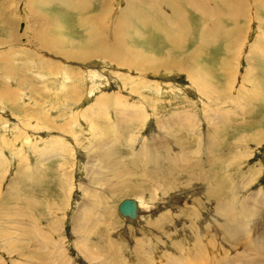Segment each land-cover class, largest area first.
Here are the masks:
<instances>
[{"label":"rangeland","instance_id":"374dc122","mask_svg":"<svg viewBox=\"0 0 264 264\" xmlns=\"http://www.w3.org/2000/svg\"><path fill=\"white\" fill-rule=\"evenodd\" d=\"M135 1L75 0L90 8L79 12L0 0V264H264V0H176L198 2L220 43L195 49L193 23L191 42L171 52L158 36L138 49ZM87 16L127 60L98 47L73 58ZM236 38L237 59L223 51ZM124 199L142 205L138 221L118 214Z\"/></svg>","mask_w":264,"mask_h":264},{"label":"crops","instance_id":"0c3cea01","mask_svg":"<svg viewBox=\"0 0 264 264\" xmlns=\"http://www.w3.org/2000/svg\"><path fill=\"white\" fill-rule=\"evenodd\" d=\"M124 1H125L124 2V4H125L126 0H124ZM67 2H69L68 3L69 5H74L75 7L78 6V4L75 3V0H66V3ZM132 3L133 2H131V4ZM134 3L135 4H132V6H131V10H132L133 14L127 15V18L129 20V22H128V24H129L128 26L130 29L129 35H133L136 40H138L140 42H144V44H145V47H141L140 45H138L139 46L138 49L152 50V49L156 48L155 45H153L152 41L157 36L161 37V39L163 40L162 43L164 45H169V51L173 50L174 45H177L176 47L174 46L175 49L177 47H179L176 50H180L184 47L186 48L187 43L191 42L190 38H192V36L190 35V33H191L193 23L195 24V26H198L197 27V36H196L197 40L195 41V44L197 47L195 49L211 50V48L217 47L218 44L220 43V40H218V38L220 36L219 30L212 31L213 30V28H212L210 31V29H209L207 31L212 33L213 35H216V36L211 37V38L205 37L204 33L205 32L207 33V31L206 30L203 31L202 28L210 26L211 21H209L208 18H206V15H201L199 12L198 13L196 12V9L200 8V4L198 2L195 3L196 4L195 6H197V7H195V10L192 8V6L184 7V4L179 3L176 0H137ZM187 7L189 8L190 11L191 10L194 11L195 15L197 16L196 21H194L193 18L191 21L188 20L189 18H191V15H190V13L187 14V11L185 10V8H187ZM68 8L70 9V7H68ZM111 9H112V6H111ZM70 10H72V9H70ZM115 10L116 9H114V8L112 9V11H115ZM215 15H217V13H215ZM221 17H223V16H221ZM227 18L232 19V15H229V17H227ZM210 19H217L220 21V16L219 17L218 16H211ZM229 19H228L229 22L230 21L233 22V20H229ZM240 19L241 18H239L238 15L236 14V20L240 21ZM223 20H221L220 22H223ZM229 22H227V23H229ZM227 23H225V24L227 25ZM213 25H216V23H214ZM241 27H244V26L243 25L240 26L238 31L240 30ZM180 29H181V32H179V33L182 35V38L180 39L179 43H181V45H179V43L175 44L176 41H174V44L167 42L169 40L165 39L166 35H171V37H173V36L175 37L178 34V31ZM172 30H174V31H172ZM234 30L235 29L233 28L230 31H228L225 34V38L229 35V32L234 31ZM159 31H160V33H159ZM236 31H237V29H236ZM240 32L241 33L237 32L238 36H240L241 34H243V35L245 34V33H243V30L242 31L240 30ZM144 35H149L148 38H151V36H152V38L145 40L146 37ZM243 35H241V36L243 37ZM222 39L225 40L223 37H222ZM197 41H199V43ZM259 46L261 47V45H259ZM240 49H241V44L238 42V40L236 38V46L234 45V48L228 46V49H224L223 51L227 52L228 50H231V51L236 50V59H237L239 57V54H240V52H239ZM155 50H157V49H155ZM193 50H194V48H193ZM259 50H261V49H259ZM184 51H185V49H184ZM171 56H173V54H171ZM249 56H250V57H248L249 59L251 57H253L252 61L255 64L256 59H257L256 49L250 50ZM248 58H246V60ZM186 59H187V57H186ZM225 64H227V63L221 62L219 64V67H220V65H221V67H226ZM237 65H238V63L236 64V66ZM247 67H248L247 72L250 75L254 65L250 62V63H248ZM236 71L238 72L237 68H236ZM238 78H239V76L236 75V82H237ZM245 101L246 100H243V102H245ZM247 101H250V99L247 98Z\"/></svg>","mask_w":264,"mask_h":264},{"label":"bare ground","instance_id":"6f19581e","mask_svg":"<svg viewBox=\"0 0 264 264\" xmlns=\"http://www.w3.org/2000/svg\"><path fill=\"white\" fill-rule=\"evenodd\" d=\"M37 1H39L42 5H48V4H51V3H59V4H64V5H67V6H69L70 7V9H72V11H74L75 9L74 8H76L77 10H75V11H79V12H86V11H88L90 8L88 7V8H86L85 6H84V4H82V6L80 5V3L78 2V6L77 7H75L74 5H69L68 3L69 2H67L66 3V0H37ZM79 1H81V0H79ZM84 3H86V2H84ZM102 3H106L105 1L104 2H102ZM86 5V4H85ZM106 5V4H105ZM88 6V5H87ZM175 6V5H174ZM194 10H195V6H193L192 7ZM104 9H106V7L104 8ZM177 9V8H176ZM175 9V10H176ZM197 11H199L200 13H201V11H200V9H196ZM109 11V10H108ZM107 12V11H106ZM103 13H105V12H103ZM109 13V12H108ZM128 13V12H127ZM205 14V13H204ZM81 16V15H80ZM80 16H78V17H80ZM77 17V18H78ZM234 17V16H233ZM79 19V24H80V27H85L86 26V28H91V30H89V32H88V40L87 41H85V43H82V44H79V43H77L76 42V40H73V42H71V44L73 45V47L74 48H76V47H78L77 48V50H79V52H80V54L78 55V56H76V57H73V58H77L78 60H83V59H89V57H90V53H93V54H91L92 56H98V53H96L97 51L96 50H99L98 48H100V56L101 55H103L104 57H105V59H113L114 57L115 58H117V59H119V58H122L123 60H124V58H125V54L127 53L128 54V52L127 51H122V49H120V50H111L109 47H107L108 45L107 44H105L106 42H104V40H103V36L101 37V34H96V32H94L95 31V29L94 28H96V24L95 25H93L94 23H95V21L97 20V17H95V16H87V17H82V18H78ZM93 21V22H92ZM219 21V20H218ZM217 21V22H218ZM236 21V20H235ZM60 23V22H59ZM78 24V23H77ZM77 24H75V25H77ZM76 27V26H75ZM79 27V26H78ZM120 27L121 28H124V25H120ZM136 27V26H135ZM139 27V26H138ZM220 27H221V25H220ZM57 29H59V30H61V27H59V26H57ZM63 29V28H62ZM5 30V29H4ZM58 30V31H59ZM77 30V29H76ZM99 30V29H98ZM181 30V29H180ZM204 30H206V29H204ZM207 30H209V29H207ZM219 30H220V28H219ZM62 31V30H61ZM81 31V30H80ZM97 31V30H96ZM172 31H174V30H172ZM211 31V30H210ZM212 31H214V30H212ZM66 32V31H65ZM87 32V31H86ZM232 32H234V31H232ZM231 32V33H232ZM123 33V32H122ZM159 33H160V31H159ZM162 33V32H161ZM209 33V36H207V38H211V37H214V36H216V35H213L212 33H210V32H208ZM230 33V34H231ZM220 34V33H219ZM234 34V33H233ZM233 34H231V35H233ZM48 35V34H47ZM163 35V34H162ZM205 35V34H204ZM212 35V36H211ZM128 36V35H127ZM180 36V35H179ZM41 37V36H40ZM54 37V36H53ZM164 37V36H163ZM174 37V36H173ZM173 37H171V36H169V35H166V38L165 39H167V40H169V41H167V42H170V43H172V44H174V41H176L175 42V44H177V43H179L180 42V37H179V41H178V38L176 37V38H173ZM206 37V36H205ZM231 37V36H230ZM229 37V38H230ZM49 38V37H48ZM228 38V39H229ZM50 39V38H49ZM57 39H58V36H56V40L55 41H57ZM117 39V38H116ZM213 39V38H212ZM41 40H43L42 38H41ZM45 40V39H44ZM43 40V44H45L46 42ZM119 40V39H118ZM209 40V39H208ZM68 42V41H67ZM76 42V43H75ZM217 42V41H216ZM66 43V42H65ZM46 44H48V43H46ZM76 44V45H75ZM85 44V45H84ZM53 45H55V44H53ZM67 45H69V44H67ZM107 45V46H106ZM179 45H181V43H179ZM58 46V45H57ZM70 46V45H69ZM76 46V47H75ZM175 47L177 46V45H174ZM173 46V47H174ZM44 48H46V49H48V47H45V46H43ZM95 47H98L97 49H94ZM73 48V49H74ZM114 48V47H113ZM177 48H179V47H177ZM176 48V49H177ZM52 49H54L53 47H52ZM51 49V50H52ZM70 49H72V48H70ZM72 49V50H73ZM128 49V48H127ZM175 49V48H174ZM231 49V48H230ZM94 52H93V51ZM134 50V49H133ZM137 50V49H136ZM96 51V52H95ZM172 51V50H171ZM170 51V52H171ZM180 51V50H179ZM11 52V51H10ZM175 52V51H174ZM182 52V51H181ZM228 52V51H227ZM132 53V52H131ZM131 53H129V54H131ZM138 53V52H137ZM137 53H133V56H138V58H140L141 56H139L140 54H137ZM152 53V52H151ZM151 53H149V54H151ZM156 53V52H155ZM170 54V53H169ZM154 55V54H153ZM168 55V54H167ZM171 55V54H170ZM230 55V54H229ZM170 57V56H169ZM169 57H167L168 59H172L171 57L169 58ZM183 57V56H182ZM181 57V58H182ZM101 58V57H100ZM145 58V57H144ZM157 58H159V57H156L155 59H157ZM6 59V58H5ZM120 60V59H119ZM125 60H127V59H125ZM124 60V61H125ZM178 60V59H177ZM130 61V60H129ZM6 62H7V60H6ZM131 62V61H130ZM135 62V61H134ZM183 62V61H182ZM222 62V61H221ZM8 63V62H7ZM226 63V62H225ZM120 64V63H119ZM124 64V63H123ZM127 64V63H126ZM142 65H144V64H142ZM154 65V64H153ZM155 66V65H154ZM8 67V66H7ZM130 67V66H129ZM144 66H140V63L138 64V65H133V66H131V68H135V69H138V70H142V69H144L143 68ZM151 68H154V67H151ZM169 68H171V65L169 66ZM220 68H221V65H220ZM222 69V68H221ZM204 75H206L204 72H202V71H200V76L202 77V76H204ZM225 76V75H224ZM205 78V77H204ZM203 79V78H202ZM206 79H208V78H206ZM205 79V80H206ZM206 83V82H205ZM205 86V85H204ZM211 88V87H210ZM217 96H219V95H217ZM11 97V96H10ZM264 97V96H263ZM217 99V98H216ZM7 100V99H6ZM263 100V99H262ZM10 101V100H9ZM168 120V122H171V123H177V124H179V125H181L182 126V128H188V127H190V128H192L193 129V127H194V124L193 125H191V123L189 122L188 123V121H187V119H185V118H182V117H178V118H176V117H170V118H167ZM215 123V122H214ZM176 125V124H175ZM172 126H174L173 124H172ZM181 126H180V128H181ZM214 126V130H215V127H216V129H217V126L216 125H213ZM219 128V127H218ZM177 131H178V129H176ZM222 130V129H221ZM213 132V131H212ZM217 132V131H216ZM209 133V132H208ZM207 133V134H208ZM213 134H214V132H213ZM217 137V136H216ZM213 140V139H212ZM207 141V140H206ZM205 141V142H206ZM207 142H209V141H207ZM212 142V141H211ZM220 143V142H219ZM184 144V143H183ZM205 144V143H204ZM208 144V143H207ZM210 144V143H209ZM212 144V143H211ZM180 146H182V145H180ZM215 148H217V146L215 147ZM204 149V148H203ZM210 149V148H209ZM208 149V150H209ZM211 151V150H210ZM161 154V156H162V153H160ZM152 155V154H151ZM150 155V156H151ZM154 155V157L157 155H155V153L153 154ZM102 159H104V158H102ZM154 159V158H153ZM219 160V159H218ZM213 161V160H212ZM219 161H221V160H219ZM218 162V161H217ZM216 161L214 162L215 164L217 163ZM220 163V162H219ZM212 164H213V162H212ZM219 165V164H218ZM198 166V165H197ZM197 166H196V168H197ZM213 166H214V164H213ZM212 166V167H213ZM219 168V167H218ZM198 170H199V168H198ZM201 172V171H200ZM211 173V172H210ZM209 174V173H208ZM202 175V174H201ZM207 175V174H206ZM204 175H202V177H203ZM205 177V176H204ZM216 178V177H215ZM199 180H201L200 178H199ZM200 182V181H199ZM197 183V182H196ZM202 183H200V185H201ZM205 184V183H204ZM123 185V184H122ZM203 185V184H202ZM201 185V186H202ZM218 185V184H217ZM217 185H215V189H212V190H207V193H212L213 191H215V193L211 196V197H209L208 196V194H206L205 196L207 197V199H211L212 197H214L217 193H218V189H216V187H217ZM219 186V185H218ZM203 187V186H202ZM204 188V187H203ZM221 188V187H220ZM124 200H126V199H124ZM128 200H133L134 201V203H135V209H134V215L133 216H128V215H122L121 213H119L118 212V207H119V204L123 201H121L119 204H118V207H117V212H118V214L122 217V218H124L125 220H128V221H132V222H136V221H138V219H139V217H140V214H141V209L143 208L142 207V205L138 202V201H136V200H134V199H128ZM202 252H206V248L205 249H203V251ZM163 260V263H164V260H165V258H164V256H162V258H161V261ZM162 263V262H161Z\"/></svg>","mask_w":264,"mask_h":264},{"label":"water","instance_id":"95a60500","mask_svg":"<svg viewBox=\"0 0 264 264\" xmlns=\"http://www.w3.org/2000/svg\"><path fill=\"white\" fill-rule=\"evenodd\" d=\"M135 203L133 200H123L118 207V212L121 213L122 215H128V216H133L134 215V208Z\"/></svg>","mask_w":264,"mask_h":264}]
</instances>
